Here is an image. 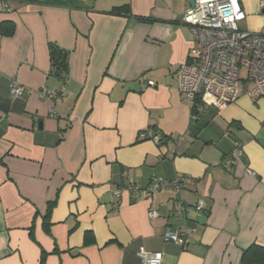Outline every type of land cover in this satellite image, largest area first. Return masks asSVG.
I'll use <instances>...</instances> for the list:
<instances>
[{"label":"crops","instance_id":"1","mask_svg":"<svg viewBox=\"0 0 264 264\" xmlns=\"http://www.w3.org/2000/svg\"><path fill=\"white\" fill-rule=\"evenodd\" d=\"M77 1L87 8L0 0V24L13 25L0 34V264H141V250L161 264H239L249 245L264 246V101L207 106L195 131L176 80L192 47L188 0ZM239 2L240 29L264 34V0ZM51 43L70 53L63 81ZM12 81L23 96L10 98ZM61 87L50 115L39 91ZM236 141L242 156L226 170ZM175 178H189L178 193ZM155 179L150 197L129 191ZM198 200L203 214L176 215ZM170 226L192 229L193 243H165Z\"/></svg>","mask_w":264,"mask_h":264},{"label":"built area","instance_id":"2","mask_svg":"<svg viewBox=\"0 0 264 264\" xmlns=\"http://www.w3.org/2000/svg\"><path fill=\"white\" fill-rule=\"evenodd\" d=\"M245 13L239 0H194L188 6L181 19L188 27L192 47L187 62L176 72L177 89L180 99L197 112L207 106L222 110L245 94L253 102L264 101V34L240 29L245 20ZM140 81L152 85L145 75ZM24 88L12 81L9 88L11 99L23 96ZM63 95V87L58 91L42 88L39 96L49 100V114L53 115L55 104ZM191 118L192 114L190 113ZM141 139H151L156 143L158 137L150 132L140 134ZM242 156V143L234 142L232 151L222 160V167L231 168ZM253 175V173H251ZM189 178H175L172 182L178 193L181 183ZM129 191L134 196L150 197L161 189L162 181L155 179L143 190L130 183ZM120 197L121 190L113 191ZM194 210L196 215L203 214L201 200L191 206L179 203L176 215L184 220L187 213ZM150 220L159 217L156 210L147 213ZM165 243H173L186 248L193 243V230L187 226H170L162 232ZM141 264H161V255L156 252L141 250L138 254Z\"/></svg>","mask_w":264,"mask_h":264},{"label":"trees","instance_id":"3","mask_svg":"<svg viewBox=\"0 0 264 264\" xmlns=\"http://www.w3.org/2000/svg\"><path fill=\"white\" fill-rule=\"evenodd\" d=\"M27 3H37L43 4L47 6H60L64 8H74V9H86L87 7L77 0H21ZM127 6H123L120 8L113 9L110 14H119L120 12H128ZM13 31V25L10 22H5L0 24V34L1 35H8L11 34ZM69 52L63 49H60L55 44H49L48 46V56L51 65V74L58 78L60 81H63L66 78L68 72V59H69ZM202 112H197L195 109H191L190 113L192 114V128L195 131H199L202 124H198L199 117L201 116ZM55 201L49 203L47 205L46 213L44 216V225H48V217L50 210L53 206ZM91 236L86 234L84 237V244L91 241ZM44 256L42 255L40 260V264ZM239 264H264V246L259 245L257 243H253L249 245L246 249L243 250Z\"/></svg>","mask_w":264,"mask_h":264},{"label":"water","instance_id":"4","mask_svg":"<svg viewBox=\"0 0 264 264\" xmlns=\"http://www.w3.org/2000/svg\"><path fill=\"white\" fill-rule=\"evenodd\" d=\"M188 4L192 7L194 5V0H188Z\"/></svg>","mask_w":264,"mask_h":264}]
</instances>
